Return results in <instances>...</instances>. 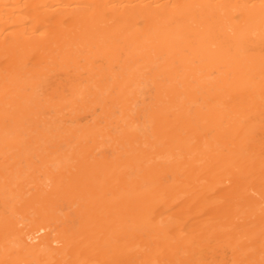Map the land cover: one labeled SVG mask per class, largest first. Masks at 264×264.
Instances as JSON below:
<instances>
[{
  "label": "bare ground",
  "instance_id": "obj_1",
  "mask_svg": "<svg viewBox=\"0 0 264 264\" xmlns=\"http://www.w3.org/2000/svg\"><path fill=\"white\" fill-rule=\"evenodd\" d=\"M0 264H264V0H0Z\"/></svg>",
  "mask_w": 264,
  "mask_h": 264
}]
</instances>
